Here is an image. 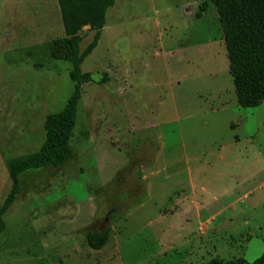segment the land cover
Returning a JSON list of instances; mask_svg holds the SVG:
<instances>
[{"label": "rangeland", "instance_id": "1", "mask_svg": "<svg viewBox=\"0 0 264 264\" xmlns=\"http://www.w3.org/2000/svg\"><path fill=\"white\" fill-rule=\"evenodd\" d=\"M65 37L56 0H0V209L7 161L75 90ZM82 71L74 156L20 175L0 264L225 263L264 240V102H238L216 0H116Z\"/></svg>", "mask_w": 264, "mask_h": 264}, {"label": "trees", "instance_id": "2", "mask_svg": "<svg viewBox=\"0 0 264 264\" xmlns=\"http://www.w3.org/2000/svg\"><path fill=\"white\" fill-rule=\"evenodd\" d=\"M115 1L58 0L66 37L57 41L54 56L71 62L75 90L61 111L48 115L44 125L46 140L40 150L7 161L12 188L0 209V233L5 230L3 216L19 192L20 175L28 170L61 166L74 156L71 139L78 120L81 86L91 77L82 71V64L97 47L107 10ZM216 6L238 102L245 108L260 106L264 102V0H216ZM86 25H91L96 34L81 53L78 34ZM110 231L106 228L87 233L86 244L93 250L102 249ZM204 264H264V256L254 263L244 257L225 263L213 259Z\"/></svg>", "mask_w": 264, "mask_h": 264}, {"label": "water", "instance_id": "3", "mask_svg": "<svg viewBox=\"0 0 264 264\" xmlns=\"http://www.w3.org/2000/svg\"><path fill=\"white\" fill-rule=\"evenodd\" d=\"M264 256V240L259 238L252 239L247 247L245 259L249 263H254Z\"/></svg>", "mask_w": 264, "mask_h": 264}, {"label": "crops", "instance_id": "4", "mask_svg": "<svg viewBox=\"0 0 264 264\" xmlns=\"http://www.w3.org/2000/svg\"><path fill=\"white\" fill-rule=\"evenodd\" d=\"M46 1V0H45ZM57 1V4H58V8H59V11H60V6H59V3H58V0H56ZM60 14H61V11H60Z\"/></svg>", "mask_w": 264, "mask_h": 264}]
</instances>
